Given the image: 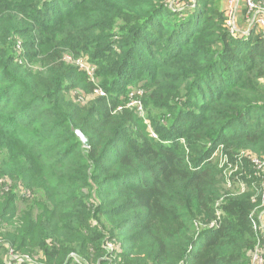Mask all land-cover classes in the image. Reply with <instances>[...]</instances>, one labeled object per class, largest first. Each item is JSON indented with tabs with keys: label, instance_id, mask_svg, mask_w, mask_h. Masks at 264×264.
Returning <instances> with one entry per match:
<instances>
[{
	"label": "trees",
	"instance_id": "1",
	"mask_svg": "<svg viewBox=\"0 0 264 264\" xmlns=\"http://www.w3.org/2000/svg\"><path fill=\"white\" fill-rule=\"evenodd\" d=\"M168 1L0 0V264H251L264 38Z\"/></svg>",
	"mask_w": 264,
	"mask_h": 264
},
{
	"label": "built area",
	"instance_id": "2",
	"mask_svg": "<svg viewBox=\"0 0 264 264\" xmlns=\"http://www.w3.org/2000/svg\"><path fill=\"white\" fill-rule=\"evenodd\" d=\"M194 1V0H192ZM228 1V7L225 11L226 16V27L230 31V33L238 37L240 35L242 36H248L253 28H257L259 31H261L263 38H264V5L261 2H256L255 0H226ZM240 3L244 4L245 7V15H246V26L241 27L240 26V20L238 19V13H239V6ZM178 10H183V8H179ZM64 61L73 64L77 66L80 71L84 72L87 77L92 81L96 82L94 75L96 72V67L89 63L87 58L80 57V58H74L72 55H65ZM143 95L141 90H137L136 92H132L129 96V100L126 103L125 107L129 108L133 111H135L138 115L142 116L144 114V108L143 103L140 99V97ZM106 93L99 89H96L93 94H91L90 97H105ZM139 96V97H138ZM124 108V106H121L117 109V111H121ZM153 137H156L155 134H153ZM219 156V151H216V153L213 155L212 159ZM251 160L256 168L260 171H264V158L258 159L257 157H251ZM228 162L227 157H221L220 158V166H223L225 163ZM229 169H231V166H229ZM233 170L225 171L226 176L228 177L231 175ZM229 179V177H228ZM231 185V182L228 181V186ZM244 187L242 191H244ZM262 207H264V184H263V190H262ZM212 226H215V224H212ZM253 228L256 232V236L259 239H262L264 242V209L263 211L256 216V218L253 220ZM259 244V243H258ZM256 245L255 248V255H254V262L255 264H264V254L259 255L260 248ZM1 246V243H0ZM260 257V259H257V257ZM10 258L14 259V255L11 254Z\"/></svg>",
	"mask_w": 264,
	"mask_h": 264
},
{
	"label": "rangeland",
	"instance_id": "3",
	"mask_svg": "<svg viewBox=\"0 0 264 264\" xmlns=\"http://www.w3.org/2000/svg\"><path fill=\"white\" fill-rule=\"evenodd\" d=\"M185 1L188 3V2H190V1H188V0H169L168 1V3H167V7L168 8H171V9H175V8H180L181 6H183V4L185 3ZM219 1V0H218ZM256 1V0H255ZM256 2H258V1H256ZM263 3V2H262ZM218 6H219V4H218ZM221 6V5H220ZM226 7H224L225 9H223L224 10V12L226 11V8L228 7V1L226 2V5H225ZM222 10V11H223ZM178 11H181L182 12V10H178ZM261 83L262 84H264V78H262L261 80ZM143 108H144V106H143ZM142 117H144L145 119L147 118V112H146V110L144 109V114L142 115ZM148 119V118H147ZM146 119V120H147ZM148 121V120H147ZM150 121H148V123H149ZM150 126V125H149ZM149 130H151V128H148ZM152 135H153V133H152ZM0 180H1V178H0ZM22 183V182H21ZM23 184V183H22ZM7 189V187L5 188V190ZM1 190H3V184H1V182H0V191ZM7 191V190H6ZM32 195L31 194H29L27 197L28 198H30ZM257 213V212H256ZM255 212H254V214H256ZM258 214V213H257ZM0 243L1 244H3V240H1V238H0ZM259 243V244H258ZM257 244H258V246H259V248H260V253H259V255H261L262 256V254L261 253H263L264 254V242H263V240L262 239H259L258 237H257ZM113 248V245L112 244H108V249H112ZM254 255H255V250H253L252 251V253H251V264H255V262H254ZM263 257V256H262ZM39 258V256H36L35 255V260L36 259H38ZM257 259H260V257L258 256L257 257Z\"/></svg>",
	"mask_w": 264,
	"mask_h": 264
},
{
	"label": "crops",
	"instance_id": "4",
	"mask_svg": "<svg viewBox=\"0 0 264 264\" xmlns=\"http://www.w3.org/2000/svg\"><path fill=\"white\" fill-rule=\"evenodd\" d=\"M218 4H219V8L221 10H223V9H225L224 7H226L225 6L226 5V0H219L218 1ZM244 9H245L244 4L243 3H240L239 13H238V19L240 20V26L241 27H245L246 26V22H247L246 15L244 14Z\"/></svg>",
	"mask_w": 264,
	"mask_h": 264
},
{
	"label": "water",
	"instance_id": "5",
	"mask_svg": "<svg viewBox=\"0 0 264 264\" xmlns=\"http://www.w3.org/2000/svg\"><path fill=\"white\" fill-rule=\"evenodd\" d=\"M75 132L78 135V137L80 138L84 147L89 148L90 147L89 139L81 131L76 130Z\"/></svg>",
	"mask_w": 264,
	"mask_h": 264
}]
</instances>
